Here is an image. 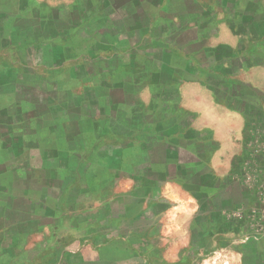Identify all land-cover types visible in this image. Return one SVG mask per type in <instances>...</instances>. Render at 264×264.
I'll return each mask as SVG.
<instances>
[{
	"label": "crops",
	"instance_id": "0c3cea01",
	"mask_svg": "<svg viewBox=\"0 0 264 264\" xmlns=\"http://www.w3.org/2000/svg\"><path fill=\"white\" fill-rule=\"evenodd\" d=\"M5 2L0 0V264H113L99 253L81 256V234L73 230H81V210L72 207V197L65 208L54 197L55 185L68 182L63 168L73 162L70 155L81 152L82 164L93 148L85 120L102 131L100 124L125 113L121 146H141L147 156L139 166L125 163L127 173L157 171L196 186L212 203L232 205L245 196L246 169L264 151V0H127L126 16L142 14L157 31L149 39L137 27L127 29L126 73L105 86V94L100 78L79 100L70 79H27L4 63ZM117 4L110 1V16L123 6ZM165 66L168 76L162 75ZM139 87L157 90L147 102L136 101L131 96ZM58 104L66 118L62 129L56 128ZM39 105L47 110L43 117ZM99 107L105 112L96 115ZM138 136L151 143L137 144Z\"/></svg>",
	"mask_w": 264,
	"mask_h": 264
},
{
	"label": "rangeland",
	"instance_id": "374dc122",
	"mask_svg": "<svg viewBox=\"0 0 264 264\" xmlns=\"http://www.w3.org/2000/svg\"><path fill=\"white\" fill-rule=\"evenodd\" d=\"M155 1L150 0L151 4ZM118 2L122 8H116L115 16H110V0H6L4 63L18 67L19 75L27 79L44 82L53 77L50 75L55 81L70 79L78 92L75 100L84 91L91 94L103 78L105 94L106 87L126 73L131 51L127 29L137 27L141 29L139 36L149 39L157 31L156 25H145L147 19L142 14L126 16L127 0ZM13 26L19 29L14 31ZM29 32L38 33L36 42L32 43ZM46 68L53 73H46ZM99 69H105L103 77ZM164 70L162 75L168 76L169 66ZM156 90L139 87L131 97L147 102L148 93ZM60 106L55 109L59 119L56 128L66 120H61ZM46 111L38 106V116L43 117ZM104 112L99 107L94 113ZM83 122L84 129L91 132L87 139L93 148L82 156V164L81 152L78 157L70 155L73 162L63 168L68 185L66 181L57 183L54 192L55 199L63 201L59 207H67L64 201L72 197V207L81 210V230H73L81 234L78 250L82 257L99 253L113 264H264V151L246 169L245 198L232 205L223 201L216 204L206 201L196 186L170 181L157 171L145 174L137 168L134 174L127 173L129 166L126 168L125 163L139 166L147 156L141 146H121L126 142L121 135L127 128L124 112L117 121L100 124L102 131L98 126L95 131L89 120ZM69 129L74 140L75 126L71 124ZM137 140L143 147L151 143V138L150 142L141 137ZM191 194L197 198L192 199ZM74 231L71 235H76Z\"/></svg>",
	"mask_w": 264,
	"mask_h": 264
},
{
	"label": "trees",
	"instance_id": "16d2710c",
	"mask_svg": "<svg viewBox=\"0 0 264 264\" xmlns=\"http://www.w3.org/2000/svg\"><path fill=\"white\" fill-rule=\"evenodd\" d=\"M110 1H111V0H110ZM114 1L117 2V3H119L118 0H114ZM124 7H125V6H124ZM17 29H19L17 26H15V27L13 26V30H14V31H17ZM29 34L32 35V38H31V39H32V43H33V41L36 42L35 39H38V38H39L38 33L35 34V33H33V32H29Z\"/></svg>",
	"mask_w": 264,
	"mask_h": 264
},
{
	"label": "clouds",
	"instance_id": "9594fccd",
	"mask_svg": "<svg viewBox=\"0 0 264 264\" xmlns=\"http://www.w3.org/2000/svg\"><path fill=\"white\" fill-rule=\"evenodd\" d=\"M205 264H207V261H205ZM212 264H215V261H213ZM225 264H227V261H225Z\"/></svg>",
	"mask_w": 264,
	"mask_h": 264
}]
</instances>
